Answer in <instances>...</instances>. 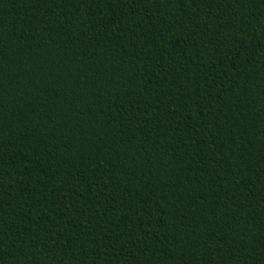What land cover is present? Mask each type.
Instances as JSON below:
<instances>
[{
	"label": "trees",
	"instance_id": "trees-1",
	"mask_svg": "<svg viewBox=\"0 0 264 264\" xmlns=\"http://www.w3.org/2000/svg\"><path fill=\"white\" fill-rule=\"evenodd\" d=\"M0 264H264V0H0Z\"/></svg>",
	"mask_w": 264,
	"mask_h": 264
}]
</instances>
